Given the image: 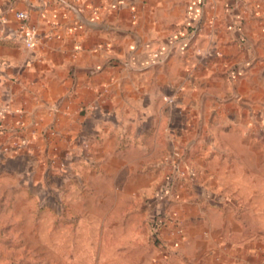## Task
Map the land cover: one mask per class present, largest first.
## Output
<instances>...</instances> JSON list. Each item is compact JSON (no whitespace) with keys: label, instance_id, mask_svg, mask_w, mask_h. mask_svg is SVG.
<instances>
[{"label":"rangeland","instance_id":"rangeland-1","mask_svg":"<svg viewBox=\"0 0 264 264\" xmlns=\"http://www.w3.org/2000/svg\"><path fill=\"white\" fill-rule=\"evenodd\" d=\"M201 1L199 21L192 29L184 28L189 31L176 51L168 41L174 34H185L188 0L136 3L138 8L156 7L149 13L148 38L166 42L171 54L145 76L132 74L125 63L113 71L117 88L112 99L118 117L103 125L107 145L113 139L118 147H127L136 141L137 129L149 131L148 136L141 134L150 137L145 151L150 160L141 171L157 170L155 185L139 183L141 189L134 190L133 198L125 197V172L118 179L116 172H99L100 162L108 160L98 155L97 131L82 129L85 133L69 140L55 126L50 135L30 141L17 139L12 132L0 134V264H201L199 258L207 250L217 251L224 261L230 255V236L221 233V227H232L242 208L255 206L263 209L261 219L246 213L242 226L249 230L238 240L255 248L241 253L247 264H264V155L261 193L246 196L256 203L247 206L237 204L233 196L218 197L224 199L226 210L233 211L231 223L185 207L190 199L218 196L206 197L200 176L207 162L205 148H214L221 159L219 130L226 116L245 111L247 135L264 148V106L240 111L227 104L229 98L237 100L236 87L230 95L228 83L252 67V61L243 59L238 41L241 37L253 41L257 32H264V12L253 0ZM128 16L132 24L140 19L137 8ZM146 83L156 90V104L143 117L123 99L129 96L128 85ZM195 148L196 165L191 155ZM112 182L119 189H111ZM116 193H123V198L114 199ZM212 228L215 232L199 237L195 233ZM254 250H259L256 256L247 259ZM213 259L206 264H224Z\"/></svg>","mask_w":264,"mask_h":264},{"label":"crops","instance_id":"crops-1","mask_svg":"<svg viewBox=\"0 0 264 264\" xmlns=\"http://www.w3.org/2000/svg\"><path fill=\"white\" fill-rule=\"evenodd\" d=\"M139 1L0 0V134L12 132L17 139L30 141L50 135V127L55 126L56 131L69 140L78 133H85L86 129L97 131L98 155H104L108 160L105 164L100 162L99 172H116L117 179L125 172L122 187L125 197L130 199L135 189H141L139 183L153 186L159 174L155 175L153 172L157 170L153 169L148 173L141 171L150 160L145 155L150 137L144 139L141 134L149 131L137 129L134 133L136 141L127 147H118L113 139L107 145L103 125L118 117L116 101L112 99L117 88L113 71L117 65L125 63V69L132 74L145 76L151 67L161 64L171 54L166 42L148 38L152 21L148 20L152 18L149 13L156 7L138 8L136 3ZM253 1L264 12V0ZM201 4V0H188L183 26L185 36L189 30L184 28L197 25ZM136 8L140 19L132 24L128 21V12ZM17 12L27 13L29 22L37 27L38 41L32 49H25L20 44L18 29L21 23L15 18ZM181 34H174L168 41L175 51L183 43L185 36L178 39ZM254 37L253 41L243 37L238 41L245 54L243 59L252 61V67L243 78L228 83L230 95L236 87L237 100L229 98L227 104L240 111L245 106H264V32H257ZM240 69L238 67L237 71ZM153 89L147 83L128 85L129 96L123 101L131 110L141 112L138 116L145 117L155 108L156 90ZM243 112L223 119V127L219 130L223 144L220 160L214 148H205L207 162L201 168L200 179L207 188L206 197L218 196L216 199H190L186 209L193 208L194 212L204 216H223L224 222L231 223L233 211L226 210L224 199H218L219 196H233L237 204L243 202L247 206L250 201L256 203L257 199H246V196L248 193L256 197L261 193L264 148L247 135ZM85 124L90 128H82ZM196 152L195 148L191 153L195 165L199 155H193ZM110 188L119 189L113 182ZM124 194L116 193L114 199H121ZM250 211L256 220L261 219L263 209L247 207L235 217L237 222L233 226L236 227H221V233L230 236L227 242L229 258L223 261L222 257L216 256L217 251L207 250L205 256L199 258L203 260L201 264L213 258L221 259L224 264H247L241 253H250L254 247H250V243L240 245L238 238L249 230L242 226V220ZM205 231L212 233L215 229H197L195 233L199 237ZM257 251L254 250L253 255L247 253V259L256 256Z\"/></svg>","mask_w":264,"mask_h":264},{"label":"built area","instance_id":"built-area-1","mask_svg":"<svg viewBox=\"0 0 264 264\" xmlns=\"http://www.w3.org/2000/svg\"><path fill=\"white\" fill-rule=\"evenodd\" d=\"M15 18L21 23L18 29L20 44L25 49H32L38 41L37 27L29 22V16L25 12L15 13Z\"/></svg>","mask_w":264,"mask_h":264},{"label":"trees","instance_id":"trees-1","mask_svg":"<svg viewBox=\"0 0 264 264\" xmlns=\"http://www.w3.org/2000/svg\"><path fill=\"white\" fill-rule=\"evenodd\" d=\"M189 29H192L191 27H189ZM185 36V34L182 36L181 35V37L180 36H178V39H181V38H183ZM154 223V221L152 220V224ZM158 223V222H157ZM157 223H155L153 226H151V229H153L154 231H155V228H154V226L155 227H158V224ZM156 237V236H155ZM157 240V242H159L158 241V239H156Z\"/></svg>","mask_w":264,"mask_h":264}]
</instances>
